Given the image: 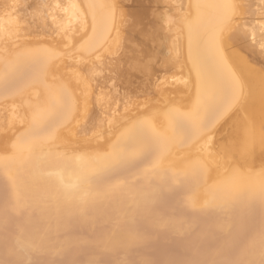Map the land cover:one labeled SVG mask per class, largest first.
Instances as JSON below:
<instances>
[{
    "label": "bare ground",
    "instance_id": "1",
    "mask_svg": "<svg viewBox=\"0 0 264 264\" xmlns=\"http://www.w3.org/2000/svg\"><path fill=\"white\" fill-rule=\"evenodd\" d=\"M146 1L131 0L130 13L125 0L25 1L0 15V89L13 90L0 95L10 125L0 131V223L16 219L3 252L50 251L52 262L64 247L123 256L160 228L183 226L192 237L195 222L180 212L221 214L222 228L236 212L240 227L249 202L264 220V0H155L160 30L143 15ZM28 8L40 23L24 17ZM146 27L164 36L170 62L161 74L137 55ZM123 56L128 66L104 72ZM122 77L146 83L120 94ZM119 98L135 104L124 108L136 125L94 133L92 114L113 121ZM134 162L141 166L130 170ZM112 170L130 179H110ZM162 190L178 192V204L164 205ZM142 221L149 232L136 231ZM242 263L264 264V221Z\"/></svg>",
    "mask_w": 264,
    "mask_h": 264
},
{
    "label": "rangeland",
    "instance_id": "2",
    "mask_svg": "<svg viewBox=\"0 0 264 264\" xmlns=\"http://www.w3.org/2000/svg\"><path fill=\"white\" fill-rule=\"evenodd\" d=\"M25 1L32 2V4L35 5L36 7L37 6L40 7L41 5L44 4V0H0V15L8 17V15L12 13V9L16 4H20ZM154 2L156 1L155 0L146 1V4L147 3L148 5L150 4L149 6L150 9L148 8V5H146L147 9H149L150 11L147 12L146 7L144 6V11L146 10L145 11L146 13L143 15L147 16L149 14L147 22L152 18L153 21L150 20L149 21L150 23L148 22L150 26L151 25L154 26L156 24L155 28H158V27L161 28V25L164 22H162L161 20H157L154 17L155 14L158 13V10H157L158 6L156 7L158 3H154ZM124 6H126V10L128 11V13L132 12L131 0L130 1L125 0ZM140 7H143V6H140ZM151 10H154V11L157 10V11L156 13H152ZM149 12H151L152 14ZM34 13L35 11L33 9L28 8L22 14H24L25 15L24 17L27 19L30 16H33L32 18L33 24L40 23V21L34 17ZM126 15L127 14L123 12L120 15L117 14V17L118 19L123 21L124 18H127ZM144 16H143V19L145 18ZM153 17L157 21H155ZM144 21H146V19H144L143 22ZM146 25L148 27V24L145 22V26ZM159 28L158 30H160ZM152 29L153 28H150V30ZM154 29L152 31L148 30V32L150 31L152 33L151 34L149 32L151 35L148 34L149 37L147 36L146 38L147 40H149L150 38V40L148 41L149 43H147V40L146 42L144 41V43L142 42L141 47L143 46L144 48L142 49L140 47L139 49L141 51L139 53L137 52L136 53L139 56L143 54L142 55L143 58H141L142 60L141 63H144L145 65V63L147 64L148 62H150L151 64H147V66L149 67L150 65H153L151 66L152 69L156 70L153 72L161 74L163 73L162 71H164L165 68L169 65L168 62L170 61H167L166 58L164 57L167 55L166 54L167 51L164 50L166 47L164 45L165 41L164 42L162 41L164 39L163 34L160 33L162 37L160 35V38H158L157 36H159L158 34L159 32L157 33V30H156L155 38L157 39L156 40L152 39V37L155 36ZM162 43L164 46L161 45ZM48 48L53 54L54 53L58 54L60 52L56 44L49 45ZM159 50L163 52H160ZM120 53H121V48L117 51V54H120ZM145 55L146 57H144ZM113 61L109 60V62L105 64L104 72L111 70L115 66L126 67L129 64L125 56L117 60L116 63H114ZM3 66L4 65L0 66V70L3 69ZM126 76L128 75L125 74V77ZM125 77L124 78L122 77L119 79V85H117L116 87V89L119 90L120 94L129 91L136 84L138 88V86L142 84V82L144 84L146 83L145 82L146 78L143 76L145 79L144 78H140V79L141 81L142 79H144L145 81H142V82L139 81L140 83L139 84L138 83L139 78H138L136 79L135 81L136 83L134 85H132L133 82H130L132 86L131 87L130 83L129 84L126 83ZM141 86H143V84ZM135 87L133 88V90L135 89ZM126 88H128V90ZM10 91H13V90H10L9 87L8 88L2 87L0 89V95L5 96L8 93H10ZM152 99H154V97ZM115 104L119 107V109L114 111L113 121H111L110 118H107L106 114L104 115L100 114L98 113V111L92 114L91 126H92V130L94 133L105 134L108 138L112 136L115 137L116 135H119L122 133L121 131L124 128L123 127L124 124H127L130 128L136 125L134 121V117L132 115H128L126 108H124V107H132L135 104L130 103V102L127 104L126 100L123 98H119L115 102ZM9 126L10 125H8V123L5 122L4 119L0 118V131H4L8 129ZM0 143H1V138H0ZM97 147H98L97 145L91 146L90 150H95L97 149ZM114 157L119 158V155L118 156L116 155ZM140 166H141V163L134 162V163H130L129 168L130 170H134V169L139 168ZM114 173H115L114 170H112L109 176L117 175L123 180L130 179L129 173L120 172L116 175ZM109 178L111 179V176ZM4 190H5V185L0 181V193L3 192ZM1 202L2 200L0 199V204ZM161 202L164 203V205L178 204L179 193L175 192L174 190H162ZM252 205H253L252 202H249L245 205V207L249 206L248 207L249 209L246 208L245 209L246 211L244 212V214H242V218L244 221L243 224L241 225L242 227L241 226L236 227L233 225V221L237 219L238 217H240L238 213L236 212H234L233 214L231 213L229 215V219L231 218L232 220L230 219L229 224L223 228L218 226V223H220V221L223 219V216L221 214H214L211 217H204L201 215L199 216L198 214H195V213L188 214V213L180 212L183 216V219L187 220L188 223L195 222V226L192 227L193 235L190 238L183 237V234H182L183 226L178 228V230L174 232H168L166 229L160 228L154 233V235L150 239L137 243L136 245L131 247L130 250L127 251L123 256H120V254L118 253L100 254L96 251H93L92 249H89V250H77L76 249L75 250L74 248H71V247H64L59 252L58 261L55 260L53 262H52V258L54 254L53 252H50V251L32 255L29 253L16 252L12 248L8 252H3L4 246L6 245L7 242L10 241V237L12 236L13 227H14L13 225H15L16 223L15 218L6 217L1 222L2 224L0 223V264H66L67 262L73 259H76L78 264H89V259H88L89 256H92L96 262H100L103 264H140V262L142 264L144 263L145 264H243L242 263L243 262V251L247 247V245L250 243L251 238H253V234L258 229H260L261 224L264 221L263 217H259L257 215L256 208ZM249 221H253L254 225L249 226ZM7 226L9 227L7 228ZM136 226H137L136 231L139 233L149 232L151 228L150 224H147L146 222H143V221L138 222ZM228 228L234 233V236L228 239H223L222 235L224 231ZM239 231H246L248 233V236L244 240H237V235ZM10 234L11 236H9ZM171 257H174V258H171Z\"/></svg>",
    "mask_w": 264,
    "mask_h": 264
}]
</instances>
